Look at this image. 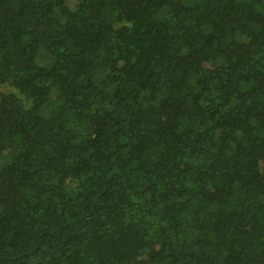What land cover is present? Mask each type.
I'll return each mask as SVG.
<instances>
[{"label": "trees", "instance_id": "obj_1", "mask_svg": "<svg viewBox=\"0 0 264 264\" xmlns=\"http://www.w3.org/2000/svg\"><path fill=\"white\" fill-rule=\"evenodd\" d=\"M0 0V264H264V0Z\"/></svg>", "mask_w": 264, "mask_h": 264}, {"label": "rangeland", "instance_id": "obj_2", "mask_svg": "<svg viewBox=\"0 0 264 264\" xmlns=\"http://www.w3.org/2000/svg\"><path fill=\"white\" fill-rule=\"evenodd\" d=\"M77 0H59V10L67 12L70 9H75Z\"/></svg>", "mask_w": 264, "mask_h": 264}]
</instances>
